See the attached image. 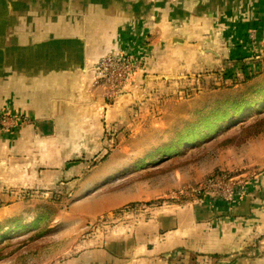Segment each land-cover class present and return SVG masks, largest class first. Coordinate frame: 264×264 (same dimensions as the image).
<instances>
[{"label":"crops","instance_id":"obj_1","mask_svg":"<svg viewBox=\"0 0 264 264\" xmlns=\"http://www.w3.org/2000/svg\"><path fill=\"white\" fill-rule=\"evenodd\" d=\"M249 43L263 54H252ZM212 47L230 61L257 57L261 67L264 0H0V117L22 122L0 125V189L26 191L40 181L44 189H67L71 172L105 148V127L142 125L136 116L150 99L139 94L212 70L220 61ZM113 52L142 69L131 75L127 95L109 105L92 69ZM252 155L243 168L263 172L250 196L164 207L151 222L125 226L110 246L62 264H191L190 254L204 255L200 264H215L213 255L220 264H264V146Z\"/></svg>","mask_w":264,"mask_h":264},{"label":"rangeland","instance_id":"obj_2","mask_svg":"<svg viewBox=\"0 0 264 264\" xmlns=\"http://www.w3.org/2000/svg\"><path fill=\"white\" fill-rule=\"evenodd\" d=\"M249 44L252 54H263L257 44ZM220 48L212 47L211 58L220 60L212 70L204 69L155 95L151 91L140 93V100L150 99L136 116L144 123L139 127H105L101 155L89 159L84 168L73 170L67 189L57 185L44 189L41 181L37 188L26 191L1 188L0 236L17 227L11 225L13 220L20 219L24 224L12 237L0 238L5 255L0 264H62L76 257L83 260L87 251L110 246L109 240L128 224L151 222L155 211L186 204L200 186L229 185L231 180L246 183L253 175L259 176L263 171L243 168V163L252 166L253 152L264 146V131L260 135H248V131L226 146L221 144L264 116V59L261 67L255 68L257 57L250 62H244V57L230 61L222 59ZM211 74L214 78H208ZM119 99L107 102L112 105ZM142 102L131 114L139 112ZM254 104L260 105L243 118L244 111ZM207 114L220 116L216 115L215 122L200 124V118ZM2 123L4 130L10 129L13 119H2ZM195 124L200 128L195 143L184 145L193 138L190 132ZM209 132L211 137H207ZM143 160L145 165L140 164ZM126 168L131 169L98 186L103 177L111 176L109 172L122 173ZM40 212V223L32 225Z\"/></svg>","mask_w":264,"mask_h":264},{"label":"built area","instance_id":"obj_3","mask_svg":"<svg viewBox=\"0 0 264 264\" xmlns=\"http://www.w3.org/2000/svg\"><path fill=\"white\" fill-rule=\"evenodd\" d=\"M141 69V63L131 59L126 54L121 52L108 53L101 57L92 69L95 75L93 86L103 89L105 91L107 101L111 103L117 98L127 95V88L131 75L134 71H139ZM5 118L13 119V123L10 124L11 128H15L17 125L22 123L20 120L6 115L0 118V125L2 127V119ZM221 175L222 174H219L218 176ZM256 178L257 177L253 175L252 179L246 183H239L236 180H231L229 185L225 183L213 186L211 183H208L193 190L192 199L194 200L204 195L217 201L234 202L241 194H244L242 198L248 196L251 191L252 184L257 181Z\"/></svg>","mask_w":264,"mask_h":264},{"label":"trees","instance_id":"obj_4","mask_svg":"<svg viewBox=\"0 0 264 264\" xmlns=\"http://www.w3.org/2000/svg\"><path fill=\"white\" fill-rule=\"evenodd\" d=\"M257 105H260V104H254V105H252L248 110H246V111H249V110H251L252 108H255V107H257ZM254 110H256V109H254ZM253 110V111H254ZM257 111H255L254 113H256ZM253 114V113H252ZM251 114V115H252ZM217 116L219 115V114H216ZM215 114H207L206 116H204V117H202V118H200V120H202V122H200V124H207V121L208 120H214V122L216 121L215 119H217L218 117L216 116ZM220 116V115H219ZM260 116V115H259ZM259 116H257V117H259ZM213 122V123H214ZM198 124V123H197ZM197 124H195L194 125V128H193V130L190 132V136H192L193 138H190V140H188L186 143H184V145L185 144H191V145H193L194 143H195V137H196V135L198 134V133H200L199 132V126H197ZM253 128V129H252ZM249 131V133H248V135H256V134H261L263 131H264V116H260V119L258 120V121H256L255 123H253V124H251V125H249V126H247V127H245V128H243L242 129V131L241 132H239L238 134H236L234 137H232V138H230V140H226L225 142H223L221 145H223V146H226V145H228L229 143H232V142H234V141H236V140H238L240 137H242L245 133H247ZM182 135H184V134H182ZM182 135H180V136H182ZM209 135H210V137H211V134H210V132L209 133H207V137H209ZM180 141H182V138H181V140ZM180 141H178L177 143H179ZM184 141V140H183ZM183 141L181 142V145L183 144ZM184 145H182V146H184ZM175 146L173 145V146H171L170 148H171V150L174 148ZM170 150V151H171ZM170 156H172V155H170L169 154V157ZM107 156H105L103 159H105ZM92 159H95V157L94 158H92ZM159 161V160H158ZM158 161H156V163L155 164H157L158 163ZM94 164H96V162H94ZM140 164H142V165H145V160H143V162H140ZM202 196H204V195H202ZM40 220V218L37 220L36 219V221L35 222H33V224L32 225H35L38 221ZM22 222V220H20V219H18V220H13L12 221V223H11V225L12 226H17V227H22L23 225L22 224H24V223H21ZM38 223H40V222H38ZM17 227H15V228H11V229H14V230H9V232H7V233H5V234H2V236H0V238H2V237H5V239L7 238V237H9V235H11V237L13 236L12 234L15 232V231H17L18 230V228ZM33 230V228H31V230L30 231H32ZM0 232H1V229H0ZM21 233H23V232H21ZM10 237V238H11ZM187 256L189 255V254H186ZM5 255H3V248H0V259L1 258H3ZM189 257H190V263L191 264H200V262H199V259H201V258H203L204 257V255H199V254H190L189 255ZM221 256H219V255H213V256H209V258H211V259H213V262L215 261V264H220L219 263V258H220Z\"/></svg>","mask_w":264,"mask_h":264},{"label":"bare ground","instance_id":"obj_5","mask_svg":"<svg viewBox=\"0 0 264 264\" xmlns=\"http://www.w3.org/2000/svg\"><path fill=\"white\" fill-rule=\"evenodd\" d=\"M254 109H255V108H252V109L249 110V111H244V115H242L243 118L246 117V116H248V115H250V114H252V112H253ZM129 169H131V168H126V169H124V171L122 170V173H121V171H120V172H113V171H112V172H109L108 174H111V176H109L108 178H106V177H103V178H104L105 180H110V179L117 178V177L123 175L124 172L128 171Z\"/></svg>","mask_w":264,"mask_h":264}]
</instances>
